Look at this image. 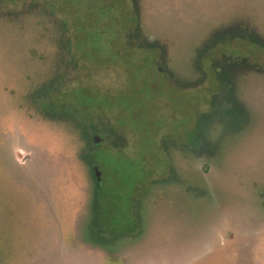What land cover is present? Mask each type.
Masks as SVG:
<instances>
[{
  "label": "rangeland",
  "instance_id": "374dc122",
  "mask_svg": "<svg viewBox=\"0 0 264 264\" xmlns=\"http://www.w3.org/2000/svg\"><path fill=\"white\" fill-rule=\"evenodd\" d=\"M263 196L264 0H0V264H264Z\"/></svg>",
  "mask_w": 264,
  "mask_h": 264
},
{
  "label": "flooded vegetation",
  "instance_id": "af4514ba",
  "mask_svg": "<svg viewBox=\"0 0 264 264\" xmlns=\"http://www.w3.org/2000/svg\"><path fill=\"white\" fill-rule=\"evenodd\" d=\"M221 97H223L224 95H220ZM232 104L231 105H227V107L223 110V111H214L218 114V116L222 117V120H228L230 118H233V111H242L245 109L246 105L243 104L242 102H239V104H235L233 103V101H230ZM212 118V117H211ZM222 121V122H223ZM228 122V121H227ZM224 123V122H223ZM223 123L221 124V126L219 128H222L223 127ZM245 125H243V120H241V118L239 117L237 122H236V127L237 129H242ZM209 142H207V145L205 147L202 148V150L200 151V153L197 151V150H200V148L197 147V142L196 141H193V143H187V144H182L180 146L178 145H173L174 147H176L177 149V153H178V158L180 160V158H186V155L187 153L189 155H191V152L193 153L192 155L193 156H196L197 153H199V155H203V154H206L207 152H209ZM199 145V144H198ZM200 146V145H199ZM175 151V150H174ZM169 161L171 159H174V158H171V156L169 155L168 157ZM183 160H188L190 161L191 160V156H189L188 158L186 159H183ZM173 160L170 161V163H172ZM187 161V163H189Z\"/></svg>",
  "mask_w": 264,
  "mask_h": 264
},
{
  "label": "crops",
  "instance_id": "0c3cea01",
  "mask_svg": "<svg viewBox=\"0 0 264 264\" xmlns=\"http://www.w3.org/2000/svg\"><path fill=\"white\" fill-rule=\"evenodd\" d=\"M233 235L234 234H231V236L233 237ZM68 240H66V241H64V243H65V245H66V242H67ZM73 242H75V244L73 243ZM71 244L70 243H68L67 242V244L73 249V250H75V251H77V252H80V254H85V255H92L93 257H95V256H100L101 258H103L102 257V254H104L105 256H107V257H109V258H114V260H110L109 262L107 261H104V260H102L103 262V264H130L131 262V259L128 257V253L127 254H124V255H118V254H111L112 256H108L105 252H103L104 250L103 249H101V250H103V251H101L100 250V248H96V247H93V246H90V245H87L86 243H84L82 240L80 241L78 238H76L75 239V241H73ZM72 245L75 247V248H73L72 247ZM76 252V253H77ZM102 254H101V253ZM126 253V252H125ZM100 260V259H99Z\"/></svg>",
  "mask_w": 264,
  "mask_h": 264
},
{
  "label": "trees",
  "instance_id": "16d2710c",
  "mask_svg": "<svg viewBox=\"0 0 264 264\" xmlns=\"http://www.w3.org/2000/svg\"><path fill=\"white\" fill-rule=\"evenodd\" d=\"M51 14H52V16L53 15H57V11L55 10L54 11V9H52L51 8ZM138 28V27H137ZM136 31H137V29H136ZM136 36H141L140 34H138V32H137V35ZM245 36V35H244ZM254 35H252V37H253ZM141 38V37H140ZM254 38V37H253ZM252 41H255V42H259L260 43V41H258V40H256V39H253ZM147 41H142V42H140L139 43V45L140 46H142V47H148V48H158V46H156L154 43L153 44H151L150 46H148V42L146 43ZM45 83H46V81H45ZM44 83V84H45ZM44 86V85H43ZM45 87V86H44ZM44 87H42V89L44 88ZM229 98H230V96H229V94H226ZM12 147H10V150L9 151H11V153H12V150L13 149H11ZM9 157L10 158H12V156H11V154H10V152H9ZM264 197V196H263ZM264 205V204H263ZM74 228H76V227H74ZM72 226H70L69 227V229H70V234L68 235L69 237H73V233L75 232V235L77 236V237H75V238H78V237H80V235L78 234V232H77V229H74ZM76 230V231H75ZM83 238V237H82ZM70 239H73V241H74V237L73 238H70ZM79 239V238H78ZM80 240V239H79ZM84 243H86L87 245H90V246H93V247H96V248H100V249H103L102 248V245H100L99 243H98V241H95V242H92L90 239H81ZM80 240V241H81ZM73 241H69L70 243H72ZM104 251H108V250H106V249H103ZM110 252H112V251H110Z\"/></svg>",
  "mask_w": 264,
  "mask_h": 264
},
{
  "label": "water",
  "instance_id": "95a60500",
  "mask_svg": "<svg viewBox=\"0 0 264 264\" xmlns=\"http://www.w3.org/2000/svg\"><path fill=\"white\" fill-rule=\"evenodd\" d=\"M96 142H97L98 145L100 144L101 139H100L99 136H96ZM97 174H98V176H99V180H100V182H101V173L97 171Z\"/></svg>",
  "mask_w": 264,
  "mask_h": 264
}]
</instances>
